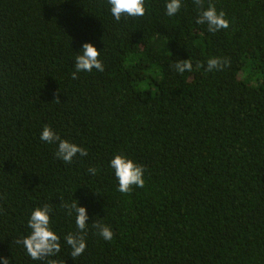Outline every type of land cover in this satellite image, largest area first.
<instances>
[{
    "label": "trees",
    "instance_id": "trees-1",
    "mask_svg": "<svg viewBox=\"0 0 264 264\" xmlns=\"http://www.w3.org/2000/svg\"><path fill=\"white\" fill-rule=\"evenodd\" d=\"M210 5L230 21L196 23ZM84 42L105 70L72 78ZM222 66L207 71V61ZM190 59L192 70H175ZM51 126L87 156L65 164L40 140ZM143 165L145 186L117 190L110 159ZM97 169L96 175L88 172ZM90 224L75 259L64 204ZM52 210L61 251L32 260L17 240ZM0 256L10 264H264V0H146L116 21L107 0H0Z\"/></svg>",
    "mask_w": 264,
    "mask_h": 264
},
{
    "label": "clouds",
    "instance_id": "clouds-1",
    "mask_svg": "<svg viewBox=\"0 0 264 264\" xmlns=\"http://www.w3.org/2000/svg\"><path fill=\"white\" fill-rule=\"evenodd\" d=\"M183 0H165V14L173 17L179 13ZM200 0H197L199 4ZM110 14L116 20L120 21L128 17H141L146 14V0H107ZM196 23L206 25L209 33H215L230 26V21L226 14L210 5L201 9L197 16ZM103 49H98L92 42H84L79 52H75L74 71L72 78L76 79L77 74L81 72L90 73L93 70L103 72L104 64L100 59ZM222 66L218 58H210L207 61V71L217 70ZM175 70L183 74L192 70L190 59L177 60L174 64ZM40 140L44 143L55 145L56 157L65 164L73 162L77 156H87V150L79 144L68 139H63L51 126H45L40 132ZM109 169L113 172L118 182L117 190L121 193H129L133 188H143L145 186V169L143 165L137 163L127 155L116 154L109 163ZM88 172L96 175L97 169L90 167ZM67 214L74 216V222L77 231L69 232L63 237V242L71 248L73 259L81 256L86 248L87 241L85 233L91 224L97 230V234L105 241H111L114 232L110 226L99 222L89 223V214L86 206H81L79 202L64 204ZM53 210L47 205H43L32 210L27 227L29 234L16 243L21 244L26 254L35 261H40L45 257L54 256L61 251V237L52 228ZM0 264H10V258L0 256Z\"/></svg>",
    "mask_w": 264,
    "mask_h": 264
}]
</instances>
